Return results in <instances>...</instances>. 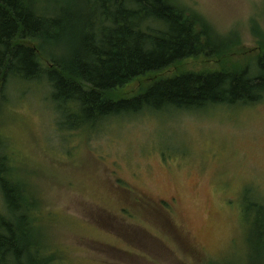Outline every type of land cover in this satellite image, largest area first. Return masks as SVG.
<instances>
[{
  "label": "rangeland",
  "instance_id": "obj_1",
  "mask_svg": "<svg viewBox=\"0 0 264 264\" xmlns=\"http://www.w3.org/2000/svg\"><path fill=\"white\" fill-rule=\"evenodd\" d=\"M172 1L198 14L226 48L158 78L255 76L264 0ZM58 50L43 56H64ZM148 80L120 93L133 96ZM127 117L69 131L45 82H11L0 95L6 179L28 197L46 264H264L260 246L261 257L250 251L261 217L251 205L264 206V94L249 105Z\"/></svg>",
  "mask_w": 264,
  "mask_h": 264
},
{
  "label": "trees",
  "instance_id": "obj_2",
  "mask_svg": "<svg viewBox=\"0 0 264 264\" xmlns=\"http://www.w3.org/2000/svg\"><path fill=\"white\" fill-rule=\"evenodd\" d=\"M49 47L64 56L44 58ZM225 48L198 14L172 0H0L1 97L11 82H45L69 131L108 118L258 101L264 54L255 76L242 70L157 77L186 59L221 56ZM146 79L135 95L120 93ZM6 158L0 138V264H46L34 240V210L21 186L6 179ZM251 207L261 217L254 220L250 251L261 257L264 206Z\"/></svg>",
  "mask_w": 264,
  "mask_h": 264
}]
</instances>
